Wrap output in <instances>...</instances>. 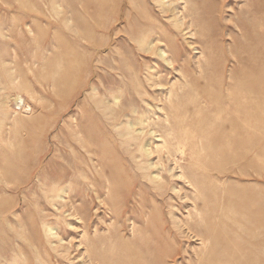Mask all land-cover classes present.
<instances>
[{"label":"rangeland","instance_id":"rangeland-1","mask_svg":"<svg viewBox=\"0 0 264 264\" xmlns=\"http://www.w3.org/2000/svg\"><path fill=\"white\" fill-rule=\"evenodd\" d=\"M30 1L0 0V104L6 95L13 99L20 94L25 99V105L16 104V106L15 102L11 104L12 110L19 113L18 118L22 124L9 136L12 146L0 150V165L7 176L3 181L0 179V263L17 260L18 257L19 264H40V261L42 264H81L83 258L87 262L93 260L94 264H212L210 258L227 260L224 247L227 249L226 245L232 242L220 246L217 243L215 248L214 241L210 242L209 254L203 256L199 241L181 235L173 226V214L180 219L183 226L184 222L188 221V213L196 216L193 209L195 205L202 211L206 221L211 220L215 210L222 205L225 217L235 216L237 222L246 225L244 230L246 228L257 230L254 240L246 242V231L240 229V237L241 239L245 237V241L234 244L233 248H238L241 254L264 252V228L258 224L262 217L260 212H264V162L262 161L264 141L255 143L251 148L252 152L245 158L242 156V159H238L234 164L231 157H235L233 155H237L238 151L242 153L244 149L225 148L223 143L216 141L219 123L211 133L204 135V158L199 164L192 160L191 156L185 161L178 157L180 164L177 167H182L188 180L194 185L178 181L176 191L168 189L167 186L163 193L154 191L149 186H136V189H133V197L139 204L132 208L133 203H130V206L122 208V201L125 199L133 201L132 197L126 195L130 181L138 180L136 173L125 162L127 170H124L121 183L114 179L116 190H113L109 196L110 200H114L109 213L102 214L103 210H101L99 219L95 217L96 213H93L94 218L90 221L88 214L80 212L85 215L84 220L90 228H85L83 224L80 226L78 221L75 226L80 228L76 231L65 229L63 221L74 209H71V212L68 209L56 212L51 206L46 205L39 180L51 183L54 179L58 180V177L57 174H53L46 180L48 175L45 176V173L42 175V172L50 167V160L57 154V144L62 140V133H70L67 126L74 117L76 122L87 131L83 135L84 139L93 146L103 145L100 148L108 152L110 159L108 164L113 173L117 156L113 146L101 136V133L109 136L110 130L102 113L97 109L98 100L92 97L93 89H99L102 96L110 98L111 94L119 92L118 88L122 86L121 92H124L122 110L128 113L133 105L146 110V106L141 103V90L137 85V81H142L143 71L140 72L139 65L144 61L138 58L135 51L128 48V43L123 37L128 34L129 29L121 22L113 26L110 34L113 39L118 40V43L112 41L105 49L96 52L90 50L92 49L90 46L104 45L109 39V34L93 35L91 30H87L88 26L96 28L99 24L109 27L107 14L95 10V0H47L46 6L40 0H34L36 5L32 6ZM221 1L224 0L198 2L192 0L189 8L193 13L204 9V16L213 18L218 15ZM231 1L226 0V8L233 10L236 18L245 22L250 31V38L245 42L246 46L253 48L250 66L256 71L263 72H255L253 79L264 81V0ZM260 26H263V30H260ZM213 27V23L202 20L196 29V34L205 37ZM30 30L32 34H29ZM71 30L77 32V35L75 34L78 38L77 42L68 36ZM63 32L65 35L62 34ZM82 36L86 41L81 42ZM200 41L202 44L205 42L204 39V42L202 39ZM61 54L67 61L69 71L76 69L78 63L81 66L78 78L79 89L62 98L57 94L58 86L53 84V67ZM206 55L212 60V64L204 66L202 72L204 78H208L213 70L217 72L224 62L219 53L210 56L207 52ZM31 56H34L32 62ZM185 58L184 71L187 72L185 78L193 80L196 77L189 70L191 67L187 58L190 57ZM44 62L48 65L45 69L42 68ZM151 64L154 65L153 62ZM117 66L122 68L124 74L122 82L117 70L112 69ZM46 69L49 71L46 72ZM158 70L164 87L170 89L171 84H174L172 98L174 102H188V97L185 98V95L194 93V90L190 88L180 90L181 87H186L184 84L187 82L183 78L179 81L177 78H168L160 66ZM238 70L239 68L236 72ZM170 78L171 84H168ZM233 84L238 86L240 82L234 79ZM19 106H23L22 110ZM28 109H32L29 116L26 115ZM1 112L2 109H0V118ZM210 112L212 111L205 112L206 119H210L213 115ZM117 113L119 115L120 111ZM164 125V119L161 118L156 124H151L146 131L147 133L152 129L161 131ZM210 148L215 152H210ZM134 149L136 150L137 147ZM213 161H220L221 167L227 169L225 175L219 176L218 172L212 171ZM261 161L263 166L259 164ZM162 163L167 168L176 167L167 158L163 159ZM196 164L200 165V169L194 166ZM201 169L205 172L203 173ZM180 172L176 169L173 173H168L169 179L172 180L171 175ZM209 175H214L212 182ZM218 179H221L222 184L218 183ZM75 195L79 198L74 200V208L79 210L84 204L80 190ZM220 198L224 199L222 204L216 202ZM42 210L43 216L48 217L47 221L54 225L60 223V237L64 241L58 253H55L48 241L43 238L39 217ZM252 214L257 217L250 220L251 224L247 219ZM223 222L231 224L226 220ZM164 223L173 231L171 236L162 230ZM205 225L206 223H201V227L204 228ZM224 226L220 231L223 234H230L231 230ZM125 241L132 246L131 253H127L123 248ZM77 248L80 252H76ZM86 249H89L90 258L88 254L85 257L79 254L85 253ZM39 255L40 257H37ZM255 255L256 260L253 264H261L264 260L263 256L258 258L257 254Z\"/></svg>","mask_w":264,"mask_h":264},{"label":"bare ground","instance_id":"bare-ground-1","mask_svg":"<svg viewBox=\"0 0 264 264\" xmlns=\"http://www.w3.org/2000/svg\"><path fill=\"white\" fill-rule=\"evenodd\" d=\"M30 2L32 6L36 5L34 0ZM40 2L45 6L47 5V0H40ZM230 2L232 1L230 0ZM191 3L192 0H142L141 2L135 0H95V10L107 14L110 21L109 27H103L99 24L96 28L88 26L87 30H91L93 35L99 33L109 34V39L104 45L90 46L92 48L90 50L96 52L110 46L112 41L118 43V40L113 39L110 35L111 30L119 22L125 23L129 32L123 38L128 43V48L135 51L138 58L144 61L139 65L140 72H143H141L142 81H137V85L141 90V103L146 106V110L133 105L128 113L124 112L122 110L124 93L121 92L122 86L117 87L119 92L111 94L110 98L102 96L99 89H93L92 97L98 100L97 109L102 113L106 126L110 130V132L108 131L109 136L104 133H101V136L113 146V151L117 156L113 173L110 171L112 169L109 168L108 164V160H110L107 155L108 152L100 148L103 145L93 146L86 141L83 135L87 131L76 122V118H71L67 126L70 133H62V140H59L57 144L56 153L58 155L55 154L52 157L50 167L42 172V175H44L43 173H45V176L48 175L45 178L46 180L53 174H57L58 180L54 179L51 183L39 180V186L43 192L46 205L51 206L56 212L74 209L63 221L65 229L76 231L80 228L75 226L78 221L80 226L83 224L86 228L87 221L84 220L86 214H88L91 221L94 218L93 213H96L95 217L97 219L100 218L101 210H103L102 214L109 213V208L114 201L110 200L109 196L113 190H116V181L119 180L121 183L124 170H127L128 164L130 169L136 173L138 180L130 181L126 195L132 197L133 201L130 202V199H125L122 201V208L130 206V203H133L132 208L139 204V202L134 201L137 199L133 197V189L135 190L136 186H149L154 191L163 193L167 186L168 189L176 191L178 181L193 184L191 180H188L189 178L182 167H177L180 164L178 157L180 156L181 160L185 161L188 156H191V159L199 164L204 158V135L211 133L218 123L216 141L223 143L225 148L242 147L244 149L242 153L238 151V156L233 155L235 157H231L234 164L238 162V159H242V156L245 158L249 155L255 143L264 141V81L253 79L255 72H260V70L256 71L250 66L253 48L245 45V42L250 38V31L246 23L237 19L236 14L232 12L233 10L226 8V0L219 2L218 15L213 18L204 16V9H199L196 13L191 12L189 8ZM250 12L249 10L248 13ZM202 20L211 22L214 25L209 35L205 37L196 34V29L200 26ZM260 30H263V26H260ZM29 34H32V30L29 31ZM62 34L65 35V32ZM75 34L77 35V32L71 30L68 36L71 40L77 42L78 38ZM201 39L202 41L205 40L203 44L200 41ZM84 40L86 41L82 36L81 42ZM207 52L210 56L221 54L224 62L217 72L213 70L208 78H204L202 75L204 66L212 64V60L206 55ZM186 56L190 57V59L187 58L191 67L189 70L196 77L193 80L185 78V73H187L184 71ZM33 58L34 56L30 57L31 62ZM45 61H47V58ZM76 66V69L69 71L67 61L61 54L58 57L57 64L53 67V84L56 87L58 86L57 94L61 98L66 94H73L79 89L78 78L81 66H79V63ZM158 66L162 68L163 72H166L168 78H177V81L183 78L187 82L184 84L186 87H181L180 90L182 88L194 90V93L185 95V98L188 97V102H174L172 99L174 84H171L170 78L168 84H171V88L164 87L159 78ZM47 67L46 63L42 66L43 69ZM237 68L239 70L236 72ZM112 69L117 70L122 82L124 79L122 68L117 66ZM45 71L49 70L46 69ZM234 79L239 80L240 84L238 86L233 84ZM12 102H15V105H25V99L20 94L13 99L7 95L2 99L0 104V109H2L0 150L12 146L9 136L13 130L22 124L18 118L19 113L11 108ZM27 111H25L28 113L26 115H31L32 109ZM117 111H120L119 115ZM206 111H212L210 113H213V115L210 119L205 118ZM161 118L164 119L165 124L161 131L152 129L147 133L146 129H149L151 124H156L157 120ZM158 133L160 135H157ZM135 147H137L136 150ZM210 150V152H215L213 148H210ZM165 158L172 161L176 167L174 169L167 168L162 163ZM262 161L264 162V160ZM262 161L259 164L263 166ZM212 163V171L218 172L219 176L226 174L227 169L221 167L220 161H213ZM198 164L194 166L200 169ZM176 169L181 171L180 174L171 175L172 180H170L168 173H173ZM204 169H201L203 173L205 172ZM209 176L212 182L214 175ZM6 177L4 169L2 170L0 165V179L3 181ZM218 183L222 184L221 179H218ZM79 190L84 204L81 209L75 210L77 208H74V200L79 198L75 194ZM70 200L71 202H69ZM223 201L224 199L220 198L216 202L222 204ZM193 209L196 216L188 213V221L184 222L183 226H181L180 219L171 214L172 224L181 235H187V237L199 241V248L203 256H208L210 242L214 241V248L217 243L220 246V244L226 245L228 242H232V244L226 245L227 249L224 247L227 260L210 258L212 264H253L256 260L255 254L258 258L260 256L264 258V252L241 254L238 248H233L234 244L237 245L245 241V237L244 240L240 237V229L244 230L246 225L237 222L235 216L225 217L222 205L218 206V210H215L214 217L208 220L209 223L196 205L193 206ZM80 212H84L85 215ZM43 213L42 210L39 215L43 238L48 241L51 249L58 253V249L63 247L64 241L60 237V223L54 225L47 221L48 217H44ZM260 213L262 217L259 219L258 224L261 228H264V212L261 211ZM255 217H257L255 214L249 215L247 220L251 223L250 220ZM224 220L231 223L230 225L226 223L229 227L223 222ZM7 221L9 222V220ZM201 223H206L204 228L201 227ZM234 225L238 227H233ZM223 226L231 230L230 234H223L220 231ZM162 230L170 236L173 233L171 228L166 227V223L163 224ZM244 232L247 237L246 242L253 241L257 234V230L252 228H246ZM123 248L127 253L133 251L132 246L126 241L123 243ZM76 252H80V250L78 249ZM79 254L83 255L82 257L88 254L90 258L89 249H86L85 253ZM37 257H40V255ZM18 259L20 258L18 257ZM18 259H13L10 262L7 259L8 261H2L0 264H19ZM40 264H42L41 261ZM81 264L94 263L93 260L87 262L83 258ZM261 264H264V260Z\"/></svg>","mask_w":264,"mask_h":264},{"label":"built area","instance_id":"built-area-1","mask_svg":"<svg viewBox=\"0 0 264 264\" xmlns=\"http://www.w3.org/2000/svg\"><path fill=\"white\" fill-rule=\"evenodd\" d=\"M22 107H23V106H19V109H21V110H22ZM19 109H18V110H19Z\"/></svg>","mask_w":264,"mask_h":264}]
</instances>
